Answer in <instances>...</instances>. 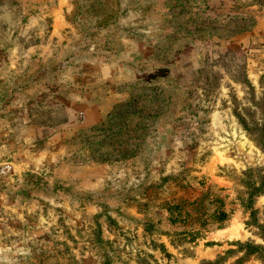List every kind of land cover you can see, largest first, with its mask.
<instances>
[{"label":"rangeland","instance_id":"1","mask_svg":"<svg viewBox=\"0 0 264 264\" xmlns=\"http://www.w3.org/2000/svg\"><path fill=\"white\" fill-rule=\"evenodd\" d=\"M183 169L232 212L170 244ZM263 177L264 0H0V264H264Z\"/></svg>","mask_w":264,"mask_h":264},{"label":"trees","instance_id":"2","mask_svg":"<svg viewBox=\"0 0 264 264\" xmlns=\"http://www.w3.org/2000/svg\"><path fill=\"white\" fill-rule=\"evenodd\" d=\"M186 172V169H183L162 178L165 184L170 181L184 193L177 195L176 192L171 191L170 195L159 200L156 206L164 210L166 221L173 227L170 232H165L170 244L174 241L195 243L206 233L223 228L232 212L231 208L226 207V196L222 194V187L207 183V179L202 175L195 176ZM194 182L195 185H193ZM263 182L264 177L257 186L252 185L250 191H260ZM186 189L194 194L197 191V196H187L189 192H186ZM139 204L140 201L137 205Z\"/></svg>","mask_w":264,"mask_h":264}]
</instances>
